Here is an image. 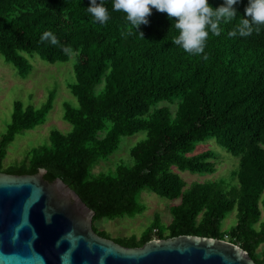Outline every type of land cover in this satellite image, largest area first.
Here are the masks:
<instances>
[{"label":"trees","instance_id":"1","mask_svg":"<svg viewBox=\"0 0 264 264\" xmlns=\"http://www.w3.org/2000/svg\"><path fill=\"white\" fill-rule=\"evenodd\" d=\"M102 2L109 14L104 24L87 11L90 0H0L4 61L26 78L34 56L55 65L74 55V81L67 88L77 102L64 105L69 132L51 130L48 143L28 151L19 166L3 168L7 145L45 123L54 94L38 108L15 101L0 140V172L35 175L43 169L49 183L61 179L95 213L92 229L106 239L110 235L95 224L141 214L144 190L178 200L167 226L155 215L140 236L112 240L140 248L181 235L213 238L264 264V248L257 253L264 245V26L250 36L228 35L248 0L234 5L237 16L221 22L219 35L209 32L203 53L195 55L173 43L178 33L165 13L153 9L148 24L135 31L124 13L113 11L112 0ZM222 3L209 0L214 9ZM139 132L146 137L130 149L131 162L93 173L119 150L123 137ZM209 140L237 159L234 183L187 186L172 168L212 174L216 154L206 147ZM234 211L235 225L221 231Z\"/></svg>","mask_w":264,"mask_h":264},{"label":"water","instance_id":"2","mask_svg":"<svg viewBox=\"0 0 264 264\" xmlns=\"http://www.w3.org/2000/svg\"><path fill=\"white\" fill-rule=\"evenodd\" d=\"M0 172V264H256L224 240L181 235L127 248L98 236L94 212L61 179Z\"/></svg>","mask_w":264,"mask_h":264},{"label":"rangeland","instance_id":"3","mask_svg":"<svg viewBox=\"0 0 264 264\" xmlns=\"http://www.w3.org/2000/svg\"><path fill=\"white\" fill-rule=\"evenodd\" d=\"M30 62L33 66L30 74L26 78H21L17 69L11 64H7L0 55V140L6 133L15 101L38 108L46 101L48 95L53 93V107L44 124L17 134L14 140L7 145L6 156L2 161L3 168L19 166L28 151L48 143L51 130L57 129L63 133L71 130V126L63 120V114L65 103L77 105L76 99L67 88V83L74 81L73 65L75 56L72 55L67 62L56 63L55 65H49L37 56L30 58ZM145 137V132H139L130 137H123L119 150L108 160L101 161L96 165L93 173L113 171L117 164L128 163L130 149L145 139ZM205 144H207L206 147L208 149H211L216 154L215 171L212 174L197 175L187 171L180 172L176 168H172V171L178 173L187 186L193 182L202 183L212 180H223L226 183L233 184L231 174L237 169V159L227 155L215 144L214 140L206 141ZM205 144H200V150L207 149L204 146ZM138 199L139 204L144 206L141 214L132 219L102 220L97 222L95 226L99 231L107 232L111 240L130 236L138 237L144 229L152 224L155 215L158 216L162 226H167L171 221L169 209L179 202L178 200L171 201L160 198L145 190L142 194H139ZM235 222L234 211L222 221L220 230L228 232L235 225ZM263 248L264 245L258 248L257 253L260 254Z\"/></svg>","mask_w":264,"mask_h":264},{"label":"clouds","instance_id":"4","mask_svg":"<svg viewBox=\"0 0 264 264\" xmlns=\"http://www.w3.org/2000/svg\"><path fill=\"white\" fill-rule=\"evenodd\" d=\"M241 0H223L213 8L209 0H112L113 11L125 14V19L136 31L148 24V17L155 9L165 13L177 31L173 43L188 54L203 53L209 32L220 34L219 25L237 16L234 5ZM87 11L95 22L104 24L109 20L108 10L102 0H90ZM175 18V19H173ZM264 26V0H248L240 23L228 33L230 37L250 36ZM142 36V33H140Z\"/></svg>","mask_w":264,"mask_h":264}]
</instances>
